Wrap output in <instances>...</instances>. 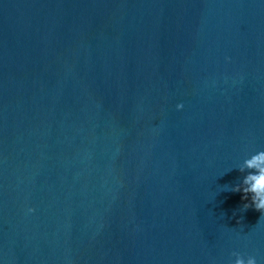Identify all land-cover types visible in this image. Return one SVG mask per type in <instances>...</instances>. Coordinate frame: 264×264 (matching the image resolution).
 Returning <instances> with one entry per match:
<instances>
[{"label":"water","instance_id":"1","mask_svg":"<svg viewBox=\"0 0 264 264\" xmlns=\"http://www.w3.org/2000/svg\"><path fill=\"white\" fill-rule=\"evenodd\" d=\"M261 152L264 0H0V264H264Z\"/></svg>","mask_w":264,"mask_h":264},{"label":"clouds","instance_id":"2","mask_svg":"<svg viewBox=\"0 0 264 264\" xmlns=\"http://www.w3.org/2000/svg\"><path fill=\"white\" fill-rule=\"evenodd\" d=\"M176 109L177 111L182 110L183 105L177 104ZM237 169L241 174H244L243 179L233 186L231 191L242 193V211L251 207L261 214V218H264V152L244 158L242 165ZM34 211L33 208L27 209L28 213ZM230 264H258V260L255 256H243L233 253Z\"/></svg>","mask_w":264,"mask_h":264}]
</instances>
